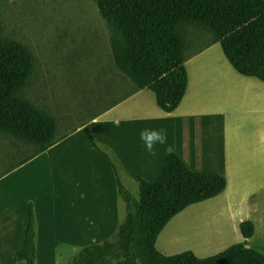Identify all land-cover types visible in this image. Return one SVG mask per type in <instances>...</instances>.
Returning a JSON list of instances; mask_svg holds the SVG:
<instances>
[{"label": "rangeland", "instance_id": "rangeland-1", "mask_svg": "<svg viewBox=\"0 0 264 264\" xmlns=\"http://www.w3.org/2000/svg\"><path fill=\"white\" fill-rule=\"evenodd\" d=\"M198 32L204 36L195 39ZM181 33L191 46L210 43L208 40L214 38L207 28L193 24H184ZM0 38L20 42L29 49L34 69L20 95L50 114L57 123L56 136L65 137L58 146L31 158L33 144L0 131V264L17 263L30 203L36 219L35 264H72V256L78 251L111 237L126 213L114 172L100 151L90 147V141L97 143L95 148L115 155L112 162L119 165L116 168L123 185L139 196L135 176L139 170L121 164L118 126L114 125L118 96L135 89L114 58V45L122 41L121 34L103 18L97 0H0ZM214 49L225 59L219 43ZM215 99L207 92L200 104L208 109L220 106ZM147 102L149 106L151 102ZM250 120L248 115L242 120L232 116L230 127L237 130L232 134V144L245 143L248 138L256 149L260 128L252 132ZM200 127L192 130L204 138V143L210 134L208 142L214 141L215 146L221 127L216 123ZM256 158L260 160L256 169L262 168L259 178H252L258 171L249 168L250 174L243 176L248 183L242 188L234 189L232 181L229 192L224 190L213 200L186 208L162 230L157 248L159 242L168 251L166 255L191 250L198 257H208L243 242L239 225L251 220L255 232L248 239L249 246L264 254V197L253 196L257 183H264V159L261 153ZM192 162L195 171L209 167L204 157ZM227 193L228 199L224 196ZM207 223V228L223 232L211 246L202 244L195 235L196 229ZM171 231H179L180 239L173 238L174 242L165 247L163 238Z\"/></svg>", "mask_w": 264, "mask_h": 264}, {"label": "trees", "instance_id": "trees-1", "mask_svg": "<svg viewBox=\"0 0 264 264\" xmlns=\"http://www.w3.org/2000/svg\"><path fill=\"white\" fill-rule=\"evenodd\" d=\"M97 5L121 34L122 41L114 45L116 64L139 88L152 90L165 112L178 107L187 89L184 24L207 28L236 71L264 81V0H97ZM33 69L24 44L0 38V131L33 144L31 158L54 144L58 129L50 114L20 95ZM111 163L125 217L111 237L73 255L72 264H264V254L247 241L255 232L251 220L239 225L243 242L208 257L191 250L165 255L156 247L172 218L224 192L223 173L192 170L179 154L169 151L155 180L139 179L135 197ZM35 222L30 203L16 264H35Z\"/></svg>", "mask_w": 264, "mask_h": 264}, {"label": "crops", "instance_id": "crops-1", "mask_svg": "<svg viewBox=\"0 0 264 264\" xmlns=\"http://www.w3.org/2000/svg\"><path fill=\"white\" fill-rule=\"evenodd\" d=\"M204 32L196 33L195 39L199 38V35H203ZM208 41L211 42H200V45L191 46V43L186 40L187 89L182 101L174 111L169 113L163 111L157 104L155 93L147 88H139L134 82L135 89L125 96H118V111L116 112L118 118L115 119L114 125L115 128L118 126V142H120L118 156L123 162L119 158L118 160L127 167L135 166L138 168L139 172L135 175L138 182L140 178L155 180L160 175L165 154L173 151L179 154L192 170H196L192 168L195 165L192 161L199 157L207 158L209 167L206 171L223 173L227 179L225 190L229 192L232 181L236 184L234 189L242 188L243 183H248V180L243 179V176L250 174L247 171L249 168L256 169L257 163L260 162L256 158L257 153H261L264 159V81L256 78L258 81L255 77L240 74L230 64L224 52L225 59L214 49V44L219 42L214 38ZM189 63L193 66L191 67L190 64L189 67ZM145 91L151 93L144 94ZM207 92L216 98L214 103L221 105L208 109L206 105L200 104V101L204 102L203 97ZM147 100L151 102L149 106L145 104ZM154 101L156 106H154ZM127 102L130 104L124 106ZM246 115L250 116L252 132L256 130L257 126L260 128V140L259 145L257 142L256 149L251 147L252 144L248 138H245V143L241 140L239 144H232V134L237 130L230 127L234 123L230 120H232V116L242 120ZM141 121L144 122L142 125L140 124ZM259 121L263 124L258 123ZM132 122H134L133 126ZM129 123L131 125H128ZM213 123L221 127V135L215 140L217 142L215 146L213 145L214 141L208 142L210 134L206 136L204 143V138L192 130L197 126L201 128V124L208 126V124ZM236 127L237 124H235ZM145 128L155 130L163 128L166 130L167 142L163 145H156L155 156L146 150L143 141L140 139V133ZM64 140L65 137L56 136L54 144L43 153L58 146ZM206 143L209 145H205ZM93 144L97 147V143L90 141V147L100 151L112 168L111 161L114 160L115 155L105 150L103 152L93 147ZM190 149H194V151L191 152ZM113 164L119 167L117 162ZM197 170L203 171L204 169L197 168ZM256 170L258 173L252 178L257 179L262 173V168ZM234 178H238V180L235 181ZM256 189L258 191L253 196L255 198L264 197L263 194H260L264 192V183L258 182ZM224 196L226 199L229 198L228 193ZM158 249L163 251L164 253H162L165 255L168 253L161 244L159 246V242Z\"/></svg>", "mask_w": 264, "mask_h": 264}, {"label": "bare ground", "instance_id": "bare-ground-1", "mask_svg": "<svg viewBox=\"0 0 264 264\" xmlns=\"http://www.w3.org/2000/svg\"><path fill=\"white\" fill-rule=\"evenodd\" d=\"M235 223H236L235 220L232 221L233 226ZM208 225H209V223L203 225L201 228L196 229V231L197 230H199V231L197 233L195 231V235H197V237H199V240L202 242V244L211 246L213 244V242L217 240V238L220 239L222 237L223 232L221 230H220L221 231L220 232L218 227H217L218 228L217 230L207 228ZM164 237L165 238H163L162 243H163V246L166 247L169 244H172L174 242L173 238H175V237H177L176 241H179V239H180L179 231H171L170 234L166 233ZM175 244L177 245V242H175L173 245H175Z\"/></svg>", "mask_w": 264, "mask_h": 264}, {"label": "clouds", "instance_id": "clouds-1", "mask_svg": "<svg viewBox=\"0 0 264 264\" xmlns=\"http://www.w3.org/2000/svg\"><path fill=\"white\" fill-rule=\"evenodd\" d=\"M140 139L143 141L146 150L153 156L156 155V145H163L167 142L166 130L145 128L140 133Z\"/></svg>", "mask_w": 264, "mask_h": 264}]
</instances>
